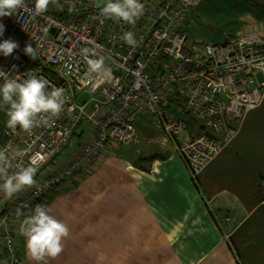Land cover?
I'll list each match as a JSON object with an SVG mask.
<instances>
[{
	"label": "built area",
	"instance_id": "built-area-1",
	"mask_svg": "<svg viewBox=\"0 0 264 264\" xmlns=\"http://www.w3.org/2000/svg\"><path fill=\"white\" fill-rule=\"evenodd\" d=\"M141 2L144 12L134 25L104 17L96 0H55L39 15L35 0H25L24 8L0 18L5 25L0 42L11 39L19 45L10 56L0 54V70L10 78L42 75L69 97L51 126L30 133L19 127L5 131L7 141L0 149L14 157L9 171L31 165L37 173L36 184L12 198L0 192L4 264H22L15 229L30 208L88 170L109 145L132 144L143 117L162 130L199 184L202 171L236 137L243 119L263 103L259 76H264V37L259 31L243 30L223 43L190 46L184 26L203 0ZM126 31L135 33L136 47L121 39ZM28 44L35 59L24 52ZM84 48L94 50L89 58H103L111 70L95 87V74L92 82L86 78ZM69 64L70 69L65 67ZM81 92L90 98L79 101ZM188 116L208 121L222 140L191 135L184 120ZM78 129L82 147L58 162ZM23 150V156L16 155Z\"/></svg>",
	"mask_w": 264,
	"mask_h": 264
},
{
	"label": "crops",
	"instance_id": "crops-1",
	"mask_svg": "<svg viewBox=\"0 0 264 264\" xmlns=\"http://www.w3.org/2000/svg\"><path fill=\"white\" fill-rule=\"evenodd\" d=\"M243 1V30L264 37V0L252 8V0ZM184 120L191 135L222 140L204 120ZM137 126L132 144L109 145L88 170L37 204L70 229L63 253L47 264H264V101L199 184L175 150L137 147L138 138L152 136L147 124ZM23 221L15 229L22 264H44L27 253Z\"/></svg>",
	"mask_w": 264,
	"mask_h": 264
},
{
	"label": "clouds",
	"instance_id": "clouds-1",
	"mask_svg": "<svg viewBox=\"0 0 264 264\" xmlns=\"http://www.w3.org/2000/svg\"><path fill=\"white\" fill-rule=\"evenodd\" d=\"M54 2L55 0H35L34 13H45ZM25 6V0H0V18L12 16ZM96 6L104 17L131 25L143 15L145 8L141 0H96ZM4 31L5 25L0 23V36L4 35ZM121 39L132 47L138 44L132 31H126ZM18 48V43L11 39L0 42V54L5 57L12 55ZM24 52L31 59H35L32 44H28ZM81 52L88 65L86 78L92 82L95 74V87L103 82L104 77L110 75L111 70L105 66L103 58H89L90 55L95 56L94 50L84 48ZM65 67L70 69L71 65ZM26 77L10 78L6 72L0 70V78L3 80L0 84V109L6 111V125L9 129L15 130L19 127L30 133L37 127L51 126L55 118H59L65 111L69 97L63 88L53 85L42 75L28 73ZM71 112L72 109L69 108L68 113ZM26 151L17 152L16 155L23 156ZM13 158L9 157L7 150L0 149V192L9 199L36 184L37 169L34 166H21L15 172L9 171ZM23 225L27 253L33 260L47 264V259H56L63 253L64 241L69 237L70 229L64 221L51 215L45 206L37 205L34 212L23 221Z\"/></svg>",
	"mask_w": 264,
	"mask_h": 264
},
{
	"label": "rangeland",
	"instance_id": "rangeland-1",
	"mask_svg": "<svg viewBox=\"0 0 264 264\" xmlns=\"http://www.w3.org/2000/svg\"><path fill=\"white\" fill-rule=\"evenodd\" d=\"M255 2L256 0L248 2V6L250 8L254 7ZM245 6L246 3L243 0H203L201 6L195 11L192 20L184 26L188 45L200 44L203 46L208 43L218 44L231 40L234 35L244 29V24L247 21L246 11L244 10ZM89 98L88 95L82 94V92L79 94V101ZM193 117L196 118L195 116ZM147 120V117L140 119L141 122H138L137 127L140 129L142 124H147L149 130L152 132V136L150 139L138 138L137 147L147 148V153H152L160 149V147L174 150L173 145L167 141L165 134L161 130L149 125ZM204 122L209 126L210 131H213L209 122L206 120ZM76 147L77 140L74 139L71 146L62 155L57 157V161L65 162L71 158L73 150ZM63 192L66 193L67 190ZM36 206L37 204L34 205L31 211H34ZM47 206L45 207L47 208ZM69 241L71 242L73 239L69 238ZM18 247L20 250L23 248V244L19 241Z\"/></svg>",
	"mask_w": 264,
	"mask_h": 264
},
{
	"label": "trees",
	"instance_id": "trees-1",
	"mask_svg": "<svg viewBox=\"0 0 264 264\" xmlns=\"http://www.w3.org/2000/svg\"><path fill=\"white\" fill-rule=\"evenodd\" d=\"M178 101V100H177ZM180 101V99H179ZM8 117L6 115V111L3 109H0V144H5L7 141V137H6V133L5 131L7 130V125H6V121H7ZM210 136V135H209ZM74 139L77 140V147L75 148V150H73V153H77L80 148L82 147V136H81V129H78V131H75L71 140L73 141ZM71 145H69L67 147V149L70 147ZM55 163V162H54ZM77 186V183H73V185L70 187L71 189H73L74 187ZM69 188V189H70Z\"/></svg>",
	"mask_w": 264,
	"mask_h": 264
}]
</instances>
